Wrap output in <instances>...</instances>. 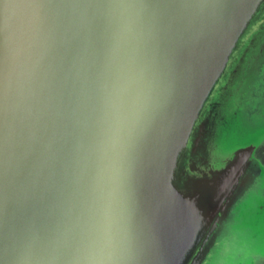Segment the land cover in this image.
Masks as SVG:
<instances>
[{"label":"water","instance_id":"water-1","mask_svg":"<svg viewBox=\"0 0 264 264\" xmlns=\"http://www.w3.org/2000/svg\"><path fill=\"white\" fill-rule=\"evenodd\" d=\"M97 221L107 264H264V0H0V264Z\"/></svg>","mask_w":264,"mask_h":264},{"label":"clouds","instance_id":"clouds-1","mask_svg":"<svg viewBox=\"0 0 264 264\" xmlns=\"http://www.w3.org/2000/svg\"><path fill=\"white\" fill-rule=\"evenodd\" d=\"M17 6L15 3L6 2L4 5L6 14ZM31 136L32 129L26 115L14 111L10 121L3 119V148L16 146ZM100 247L99 222H86L72 247L59 250L45 242L34 250L32 259L35 264H56L57 261H62L63 264H107L118 259L111 254L105 255L98 251Z\"/></svg>","mask_w":264,"mask_h":264}]
</instances>
